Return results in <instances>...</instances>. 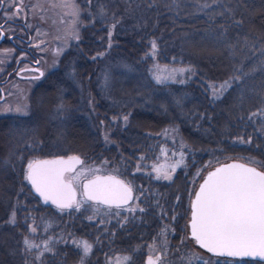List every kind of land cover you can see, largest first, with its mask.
<instances>
[{"label":"trees","instance_id":"obj_1","mask_svg":"<svg viewBox=\"0 0 264 264\" xmlns=\"http://www.w3.org/2000/svg\"><path fill=\"white\" fill-rule=\"evenodd\" d=\"M74 1L79 38L64 52L61 68L35 86L28 114L0 117V264H109L117 256L144 264L148 245L159 241L167 255H179L203 175L233 159L264 170V117L249 119L264 111V0ZM153 40L154 57L147 55ZM241 61L249 75L213 99L209 85L232 76ZM156 65L194 71L157 83ZM165 130L185 141L183 164L170 180L157 179L151 169L169 146ZM56 153L79 154L81 164L98 169L90 175L124 179L134 191L129 206L137 210L120 209L116 216L115 207L94 212L91 202L79 211L41 202L25 169L34 158ZM25 237L41 249L52 237V251L36 260L39 250L26 251ZM74 240H87L92 251L83 257ZM203 261L264 264L213 254L186 264Z\"/></svg>","mask_w":264,"mask_h":264},{"label":"snow or ice","instance_id":"obj_2","mask_svg":"<svg viewBox=\"0 0 264 264\" xmlns=\"http://www.w3.org/2000/svg\"><path fill=\"white\" fill-rule=\"evenodd\" d=\"M91 3V0H88ZM52 7H71L66 0H58V3L52 4ZM24 0H0V9L4 11L3 19L5 21L15 20L25 12ZM39 4L33 5L28 9L29 13L35 14L42 11ZM73 17L78 16V11L72 8L70 13ZM100 14L103 15L104 9L101 7ZM43 18V17H41ZM26 26L32 28L33 25L27 23ZM114 27V26H113ZM4 24H0V38L5 36ZM37 35H40L37 30ZM112 32L109 30V38ZM75 38H79L78 35ZM43 43V42H41ZM35 47H41L36 44ZM111 47V43L109 44ZM156 41H151V52L147 55L156 54ZM61 49L56 50L58 55ZM9 50H4L0 55H9ZM264 54V53H262ZM103 56L104 53H98ZM95 59V57H94ZM0 63H4L0 59ZM39 64V61L36 62ZM157 74L154 79L157 83H164L169 79L175 80V73L193 72L191 67L180 69H161L156 65ZM254 71V69H252ZM168 72V75H163ZM40 73V76H43ZM249 75L244 71L243 61L234 66V74L222 81L219 85H209L213 90V99H219L224 93L234 86H238ZM39 79V77H35ZM183 83L184 81H179ZM17 112H21L20 107L16 108ZM58 111H63V105L58 106ZM260 115L264 117V111L250 113L249 119ZM114 120L117 118H113ZM125 124L128 122V115L122 117ZM167 132V130H165ZM244 143L245 141H239ZM248 143L251 142L247 141ZM181 148L185 145L181 144ZM163 151V150H162ZM178 155L175 163L170 165L171 171L167 169L161 170L157 166H153V171L157 173V179H172L171 172L176 167L183 164L184 152L173 153ZM145 159L140 157V160ZM82 161L78 156H69L67 159L58 157L53 160L30 161L25 169V180L31 183L35 192L45 201H51L60 210L72 209L79 211L83 205L91 202L93 211L98 212L101 206L109 211L115 207L117 209L116 216L121 215L120 209L128 212H135L137 207L129 206V201L133 199V189L123 181L117 180L115 177L94 176L90 180L82 182V192L77 194L73 181H79L82 173L77 172L72 178L66 179L65 173L72 172L75 164H81ZM141 165H137V171ZM89 172L98 171V169H89ZM138 199V198H137ZM192 215L190 220L191 236L196 240L200 247L206 249L209 253L218 256L227 257H261L264 258V171H258L254 167H247L241 164H224L216 168L215 171L209 172L204 183L200 185L199 191L195 194V199L191 202ZM143 211V209H139ZM163 214V213H162ZM89 220L94 216L87 217ZM15 223V212L9 221ZM104 223L103 220L100 221ZM31 232H36V227L29 226ZM52 237L43 241V248L39 244L34 243L25 237L23 243L25 250L31 252L33 249L39 250L36 260H40L44 252H51L52 247L50 241ZM74 244L82 249L83 257H86L93 248V245L87 240H74ZM150 248L152 246H149ZM82 257V260H83ZM123 264H130L131 257H123ZM111 264V261H109ZM116 264H122L121 258H117ZM147 264H163L162 255L149 256ZM202 264H208L203 261Z\"/></svg>","mask_w":264,"mask_h":264},{"label":"flooded vegetation","instance_id":"obj_3","mask_svg":"<svg viewBox=\"0 0 264 264\" xmlns=\"http://www.w3.org/2000/svg\"><path fill=\"white\" fill-rule=\"evenodd\" d=\"M25 6V12L11 21H5L2 18L4 11L0 9V24L5 25L3 29L5 36L0 38V53L4 50L10 52L9 55H0V59L4 61L0 63V117L18 114L12 112V109L16 106L20 94L30 88V101L35 86L45 81L51 72L61 68V63L64 62V52L71 42L77 39L75 38L77 35L73 36L66 47L62 46L58 38L54 40V37L48 34L49 31L42 28L34 16L29 13L30 5L26 3ZM25 17H27V23L33 25L32 28L26 26ZM37 30L40 35H37ZM38 43L41 44L39 48L35 47ZM62 47L65 48L59 52V55L56 54L55 58H50V52L54 53ZM37 61L39 64L36 63ZM49 67L51 68L48 69ZM40 73L44 75L40 76ZM132 195L134 197V191Z\"/></svg>","mask_w":264,"mask_h":264},{"label":"rangeland","instance_id":"obj_4","mask_svg":"<svg viewBox=\"0 0 264 264\" xmlns=\"http://www.w3.org/2000/svg\"><path fill=\"white\" fill-rule=\"evenodd\" d=\"M66 2L71 7L69 8L52 7L51 5L58 3V0H24L25 4L27 3L28 5H30L29 8H32V6L36 4H39L40 6H42V9H43L42 11L32 14L34 16V19L38 21L39 25L42 28H45L49 31L48 34L50 36H53L54 40H57L56 38H58L59 43L65 47L67 46L68 42L73 38V36L78 35V30H79V9L77 8L74 0H66ZM72 8H75L78 11V16L73 17L70 14L72 11ZM65 47H62L61 50H63V48ZM49 56L50 58H53V57L55 58L57 55H56V52L54 51V53L50 52ZM50 68L51 67H49L48 69ZM160 68L163 69L165 68V66L160 67ZM167 69H172V68L167 67ZM177 69H180V68H177ZM102 72L103 73H102L101 80L106 82L108 78V77L106 78L107 70H103ZM177 73H175V75ZM157 74H161V73H157L155 69L152 73V77L154 78V76ZM162 74L168 75V72H163ZM29 92H30V88H28L26 91L20 94V98L18 99L16 106L12 109V112L22 114V115L28 114L30 112ZM17 107H20L22 111L17 112L16 111ZM162 133L166 137L167 141L169 142V146L166 148V151L163 152L159 160L151 163V169L153 170V166L155 165L159 167L162 171L165 169H167L168 171H171L170 165L175 163V161L179 158L178 155H173V153L178 154L181 151H183V148H181L180 146L181 144L185 145V141L180 137L179 134H176L172 130H167V132L163 131ZM89 169H92V168L88 164H81V165L78 164L72 172L65 173V177H70V178H72L77 172L82 173L79 181H73L77 189L78 198H79V193L82 192L81 191L82 180L85 177L89 176L91 173L88 171ZM153 172L155 174L154 176L157 177V173L155 171ZM172 173L173 172H171V175ZM197 186L195 187L194 192ZM190 211H191V202H190ZM189 219H190V212H189V217L187 219V226L184 229V234H183L184 236L183 241L185 244H187V247L185 246V249L182 251V253H179V255H173V254L167 255L168 253L166 252V250L160 248L161 241H159V242H152L148 245L146 255L155 256L159 252L160 255H162L163 257V264H179L178 263L179 261L186 264V263L195 261L197 259L199 260L204 259V257L207 256L208 254H213V253H209L206 249L200 247V245L196 242V240L190 235V232H188L189 231ZM149 246H152V247L150 248ZM213 255H216V254H213ZM118 257L121 258V261L123 264V259H122L123 256H117L116 258L112 260L111 264H116Z\"/></svg>","mask_w":264,"mask_h":264},{"label":"water","instance_id":"obj_5","mask_svg":"<svg viewBox=\"0 0 264 264\" xmlns=\"http://www.w3.org/2000/svg\"><path fill=\"white\" fill-rule=\"evenodd\" d=\"M69 156H78V157L80 158V160L82 161V157H81L79 154H76V153H72V154L56 153V154H51V155H47V156L36 157V158H34L32 161L53 160V159H56V158H58V157H64L65 159H67V157H69ZM233 163H235V164L245 165V166H247V167H254V168H256L258 171H264V170L260 169L259 167L255 166V165H253V164H250V163H247V162H244V161H241V160H235V159H233V160H228V161H224V162L218 163V164H216L214 167H212L211 169H209V170L204 174L203 178L200 180V182H199V184H198V186H197V188H196V190H195V192H194V195H193V197H192V200L195 199V194H196V192L199 191V189H200V185H201L202 183H204V180H205V178H207L209 172H213V171H215V169L218 168V167H220L221 165H224V164H233ZM77 165H78V164H75L74 169H75V167H76ZM66 173H69V172H66ZM94 176H102V177L112 176V177H115L117 180L123 181L125 184H128V183H127L125 180H123L121 177H119V176L116 175V174L110 173V172H97V173H94V174H92V175H89V176L85 177V178L82 180V182H83L84 180H90V179H92ZM66 179H70V177H66ZM27 182H28V181H27ZM82 182H81V191L83 190V189H82ZM28 183H29V185H30L31 188H32L31 183H30V182H28ZM128 185H129V184H128ZM73 186L76 187V186L74 185V183H73ZM129 186H130V185H129ZM32 193H33V194H34V195H35V196H36L41 202H43V203H49V204H51V205H53V206H56V205L53 204L50 200H49V201H45V200L39 195V193L35 192V190H34L33 188H32ZM192 200H191V202H192ZM56 207H57V206H56ZM191 215H192V208H191V211H190V219H189V232H190V235H191V227H190ZM156 255H160V253L158 252ZM156 255H155V256H156ZM149 256H153V255H146V256H145V259H144V263H145V264H147V260H148V257H149ZM155 256H153V258H155ZM253 258L264 259V258H261V257H253Z\"/></svg>","mask_w":264,"mask_h":264}]
</instances>
